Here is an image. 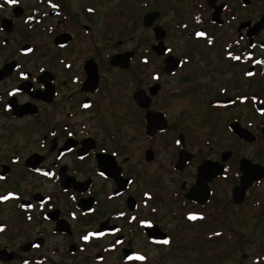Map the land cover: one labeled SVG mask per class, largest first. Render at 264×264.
<instances>
[{
  "label": "flooded vegetation",
  "instance_id": "flooded-vegetation-1",
  "mask_svg": "<svg viewBox=\"0 0 264 264\" xmlns=\"http://www.w3.org/2000/svg\"><path fill=\"white\" fill-rule=\"evenodd\" d=\"M149 2L140 20L147 45L140 51L138 20L129 18L135 6L108 13L111 8L89 0H0V235L10 240L0 251L12 254L0 261L153 264L152 249L176 245L173 231L180 227L172 222L191 214L201 220L197 210L215 195L220 179L232 182V192L242 159L264 165V0ZM148 12L157 16L147 26ZM116 19L129 25L118 39L111 34ZM140 74L149 81L141 82ZM222 74L230 79L219 87ZM112 102L121 112L110 117L118 126L109 130ZM203 106L212 116L203 119ZM226 109L237 113L228 133L243 144H260L257 157L175 134L179 124L173 129L172 119L190 111L199 130L213 137L215 110ZM147 112L162 114L166 129L147 134ZM250 115L262 123L253 125ZM233 122L254 139L242 140ZM123 123L134 124L123 131ZM169 132L171 140L160 138ZM224 151L231 154L222 161ZM215 162L224 166L216 177ZM198 174L208 179L203 204V192L197 201L186 197ZM263 181H255L240 204L231 198V206H245ZM156 185L174 190L157 191Z\"/></svg>",
  "mask_w": 264,
  "mask_h": 264
},
{
  "label": "rangeland",
  "instance_id": "rangeland-1",
  "mask_svg": "<svg viewBox=\"0 0 264 264\" xmlns=\"http://www.w3.org/2000/svg\"><path fill=\"white\" fill-rule=\"evenodd\" d=\"M91 6H107L111 8L108 11H115V8L120 6L121 8L126 6H135V14L129 17L131 20L137 19L138 25L135 30V35L139 37L140 51L147 45L146 42L142 43L149 32L144 31L141 28L140 20L143 14L151 9V4L149 0H89ZM75 2L84 3V0H75ZM76 6V5H75ZM117 6V7H116ZM124 17L123 19H125ZM135 21V20H134ZM112 28H114L112 35L114 39L122 38L121 31L125 27L128 28V23L124 20H115L113 22ZM126 28V29H127ZM116 30V31H115ZM124 32V31H123ZM131 42L127 43V46H131ZM146 74H140L139 78L141 82H148ZM117 73H114L113 78L116 80ZM128 74L123 76L122 81L124 82ZM223 76L224 78H222ZM230 79V74L219 75V87ZM218 86L215 87V93H218ZM232 92V91H231ZM233 93H236L235 91ZM106 115L109 116L108 121L110 128L116 126L117 121L110 122L111 116L116 115L118 117L121 112V105L112 102L106 107ZM135 110V109H133ZM198 110V109H197ZM195 110L193 114L198 113ZM250 111V110H249ZM135 114V112L133 111ZM200 114H203V119H206L208 115L212 116V111L206 110L203 106L200 109ZM233 114H237L235 109L226 110H215V128L214 136L210 137L207 133L209 131H204L202 133L199 130L202 126L201 123L191 116V112L188 111L183 114L179 120L176 118L172 119L173 129L179 124V128L175 130V134L181 132L186 137L187 140L191 142H198V146L207 147L214 146L219 152L223 150H234L237 154L254 155L257 157L260 144L258 145H248L239 142L227 131V122L232 118ZM253 125H258L262 123V120L255 116L250 115ZM176 120L177 123L174 121ZM180 121V122H178ZM207 121V120H205ZM243 124H246V119L243 120ZM208 122V121H207ZM119 124V120H118ZM132 124L126 126L125 123L122 124L123 131H127L128 127ZM212 124V123H211ZM139 128L142 133L144 122L142 119L139 120ZM118 126V125H117ZM116 126V127H117ZM120 126V125H119ZM171 129V131L173 130ZM207 132V133H206ZM172 133L169 132L160 138L164 140H171ZM205 138L209 139V145H205L203 140ZM140 148L146 146L145 141L142 137L139 139ZM237 160L235 156L233 158V163ZM262 163H264V156L261 158ZM156 190L161 189L165 193H170L173 191V187L170 185L158 186L156 185ZM178 188V186L176 187ZM231 188L232 182L226 178L220 179L215 185V195L208 201L202 209L197 210L200 219L196 222L194 219L190 218L196 216L191 214L186 221L179 220L178 222H172L175 226L180 227L179 230L173 231L176 233L174 243L170 249H161L150 251L152 255L153 264H264V181L253 188L250 191V196L245 206L242 207H232L231 206ZM158 191V190H157ZM259 201V202H258ZM175 206V204H173ZM196 210L194 208L187 207L183 210ZM189 222H192L191 224ZM178 224V225H177ZM6 238L8 241H6ZM15 240V238H12ZM17 241V240H16ZM5 242L10 240L6 235H0V247L3 246ZM11 243L15 244V241ZM0 264H18V262L5 263L0 261Z\"/></svg>",
  "mask_w": 264,
  "mask_h": 264
},
{
  "label": "water",
  "instance_id": "water-1",
  "mask_svg": "<svg viewBox=\"0 0 264 264\" xmlns=\"http://www.w3.org/2000/svg\"><path fill=\"white\" fill-rule=\"evenodd\" d=\"M213 0H208V2ZM157 16V12H148L143 17V24L144 25H150L151 21L153 20V17ZM264 23V15L261 19V24ZM157 31L161 30L160 27H157ZM157 37H162L157 36ZM117 60L118 57H113L112 60ZM138 99H141L140 94H138ZM230 102V99L219 101L217 102L218 105H225ZM140 105L146 106L147 104L141 103ZM146 124H145V132L149 135H152L157 130H164L167 127V123L165 119L163 118L162 114L155 113L150 114L149 112L146 113ZM230 128L244 141H252L254 139L253 135L245 128H243L239 123L233 122L230 124ZM231 154L230 151H224L221 155V160L225 161L229 155ZM205 163L203 164V168H205ZM241 175L239 179V183L232 189L231 192V198L233 200V203L240 204L244 197L247 189L251 187V185L260 179L264 178V165L258 164V163H251L247 159H242L240 161ZM224 166L222 163L215 162V177L219 176L223 173ZM208 179L205 177H201V174H198V179L196 182V185L190 189L189 192L186 193V197L197 201L198 197L202 196L203 192V199L198 200L201 204L205 203L208 200L209 197V188L207 186ZM199 194L197 197L196 194ZM166 239L164 238V241ZM0 259L3 261H8L12 259V254L6 252L5 250L0 251Z\"/></svg>",
  "mask_w": 264,
  "mask_h": 264
},
{
  "label": "snow or ice",
  "instance_id": "snow-or-ice-1",
  "mask_svg": "<svg viewBox=\"0 0 264 264\" xmlns=\"http://www.w3.org/2000/svg\"><path fill=\"white\" fill-rule=\"evenodd\" d=\"M12 2H15V0H12ZM198 35H202V33L201 34H198ZM4 199H6V197ZM190 218L195 219V216H192ZM84 239H88V237H84ZM164 242L167 243L168 241H164ZM137 258L138 259H144V257H142V256H138Z\"/></svg>",
  "mask_w": 264,
  "mask_h": 264
}]
</instances>
